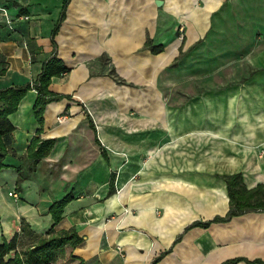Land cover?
<instances>
[{"label": "crops", "instance_id": "0c3cea01", "mask_svg": "<svg viewBox=\"0 0 264 264\" xmlns=\"http://www.w3.org/2000/svg\"><path fill=\"white\" fill-rule=\"evenodd\" d=\"M54 54L63 97L42 125L35 87L9 115L0 242L71 231L52 264H264V210L194 224L227 216L225 175L264 182V0H0V88ZM35 136L56 141L29 171Z\"/></svg>", "mask_w": 264, "mask_h": 264}, {"label": "trees", "instance_id": "16d2710c", "mask_svg": "<svg viewBox=\"0 0 264 264\" xmlns=\"http://www.w3.org/2000/svg\"><path fill=\"white\" fill-rule=\"evenodd\" d=\"M57 28H55L54 32ZM150 43V42H149ZM148 44V43H147ZM156 50V48H154ZM69 68L64 64L62 58L54 54L45 64L41 74H39L33 83L25 86H9L0 88V171L7 165L4 161L8 154V144L11 142L12 132L15 125L12 123L9 115L18 109L19 103L28 89L35 87L38 91L34 103L35 116L41 125L44 122V112L49 102L63 97L50 89L52 77L60 75ZM42 131V127L39 132ZM56 139L42 138L35 136L28 149V157L32 159L29 171L35 170L38 161L49 154L55 144ZM29 173V172H26ZM24 173V174H26ZM28 175V174H27ZM25 178L23 174L19 179ZM228 184V193L230 197V209L227 216H217L206 222H195L194 224L209 225L212 221H226L234 215L245 213L248 210H264V182L255 187L248 188L243 181L242 173L225 175ZM71 198L70 194L55 200L49 207L55 220L59 221L64 206ZM1 222V215H0ZM29 224L22 218V230L26 232ZM38 240L21 251L19 249V234L16 233L10 240L5 239L0 242V264H52L57 257L58 248L71 241L74 234L71 231L58 232L54 229L49 230V235H37ZM15 251L14 255H9ZM238 258L229 259L222 264L236 261Z\"/></svg>", "mask_w": 264, "mask_h": 264}, {"label": "rangeland", "instance_id": "374dc122", "mask_svg": "<svg viewBox=\"0 0 264 264\" xmlns=\"http://www.w3.org/2000/svg\"><path fill=\"white\" fill-rule=\"evenodd\" d=\"M27 169H28V167H27ZM27 169H24V172L26 173V172H28L27 171ZM11 186H6L5 188H4V194L9 198V199H13L14 197L11 195V194H8V189L10 188ZM20 198H21V200L23 199V194H21V196H20ZM20 204V203H19ZM9 211H11V207H5L4 208V212H3V216H6V217H8L9 216V214H10V212ZM1 223V222H0ZM38 236L37 235H26V236H24V237H22V239H21V241H20V250L21 251H24V250H26V248H28V246L30 245V244H32V243H35L38 239ZM14 253H15V251H12L9 255H14ZM56 259H57V257H56Z\"/></svg>", "mask_w": 264, "mask_h": 264}, {"label": "built area", "instance_id": "2783aa9c", "mask_svg": "<svg viewBox=\"0 0 264 264\" xmlns=\"http://www.w3.org/2000/svg\"><path fill=\"white\" fill-rule=\"evenodd\" d=\"M2 14H3L4 16H6V20H7L8 22H11V21L14 19V16L9 15V14L6 12L5 8H3ZM9 194L14 195L15 197H18V193L15 192V191H10Z\"/></svg>", "mask_w": 264, "mask_h": 264}, {"label": "water", "instance_id": "95a60500", "mask_svg": "<svg viewBox=\"0 0 264 264\" xmlns=\"http://www.w3.org/2000/svg\"><path fill=\"white\" fill-rule=\"evenodd\" d=\"M161 1V0H160Z\"/></svg>", "mask_w": 264, "mask_h": 264}]
</instances>
